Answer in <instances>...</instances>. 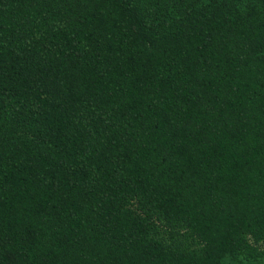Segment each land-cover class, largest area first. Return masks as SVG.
<instances>
[{
	"label": "trees",
	"instance_id": "obj_1",
	"mask_svg": "<svg viewBox=\"0 0 264 264\" xmlns=\"http://www.w3.org/2000/svg\"><path fill=\"white\" fill-rule=\"evenodd\" d=\"M0 264H264V0H0Z\"/></svg>",
	"mask_w": 264,
	"mask_h": 264
}]
</instances>
